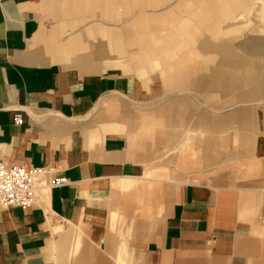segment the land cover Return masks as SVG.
I'll return each mask as SVG.
<instances>
[{
	"label": "crops",
	"instance_id": "crops-1",
	"mask_svg": "<svg viewBox=\"0 0 264 264\" xmlns=\"http://www.w3.org/2000/svg\"><path fill=\"white\" fill-rule=\"evenodd\" d=\"M164 2L0 0V159L67 179L0 211V264H264V126L256 106L217 110L208 64L227 54L220 86L242 67L264 86V26L197 31L238 36L264 0H182L169 26L145 11ZM193 90L208 108L154 102Z\"/></svg>",
	"mask_w": 264,
	"mask_h": 264
},
{
	"label": "rangeland",
	"instance_id": "rangeland-1",
	"mask_svg": "<svg viewBox=\"0 0 264 264\" xmlns=\"http://www.w3.org/2000/svg\"><path fill=\"white\" fill-rule=\"evenodd\" d=\"M179 1H182V0H165L164 4L162 5H159V6H148V7H145V11L148 12V13H152V14H163V18L164 16H167V14H169V11H171L172 7L175 6V4ZM201 7V6H199ZM203 11L202 10H199L198 13H202ZM214 13V10L212 11H208L207 13ZM238 12H240V10H235L233 11V14H237ZM188 12L185 11V10H180L179 12H175L173 15H177V18L178 20L180 21L181 19V22L183 20V18L186 16ZM166 14V15H165ZM261 15H264V12H261ZM168 17V16H167ZM97 19H99V13H98V16L96 17ZM169 18V17H168ZM166 19L164 18V22L166 20V25H170L173 23V19ZM94 20V18H90L88 20V24H90V22H92ZM198 22V23H197ZM202 21H199L197 20L196 23L199 24L201 23ZM231 22L233 21H229V22H225V23H221V24H218L217 22L214 23L213 21H211L210 19L207 20V25L206 27H203V28H197V31L199 32H207L209 31L211 33V31H221L220 33H214V35L211 37L212 38H217L219 36H223L224 38L226 39H230L231 37H235L236 38H241V39H248L249 41L256 39V36L259 35V33L256 31L255 33V28L253 29V31L251 32L253 26H259V24L263 25L264 26V20H261V23L259 21H256V20H251L250 22V25L248 27H245V28H241V31L243 33L239 34L238 36H236L235 33L233 32H230L231 28H230V25H231ZM105 23H108L110 25H112L114 28L116 27H120V23H122L121 21H116V20H111V21H108V20H105ZM216 24V26H215ZM233 24V23H232ZM166 27L167 29V33L170 32V29L169 27ZM244 32H247V33H244ZM210 35V34H209ZM185 36V35H184ZM198 34L196 35V38H198ZM260 37V36H259ZM258 37V38H259ZM261 38V37H260ZM259 38V39H260ZM185 40V39H184ZM260 40H263L264 41V35H262V38ZM258 40V41H260ZM261 44V41L259 42ZM135 45V44H133ZM132 44H129V46H133ZM262 49V47H261ZM129 53H132V52H129ZM128 55H131V56H140L138 55V53L132 55V54H129ZM260 52H258L259 54ZM241 55H245L246 57H251L250 53H248L249 55H247V53H240ZM238 55V54H237ZM224 56V63H218V62H222V60H217V62H215L214 64H211L210 62L208 63L210 66V68L213 70H215V77H216V87H215V92H213L212 94L215 95V102H216V106L217 107H220L222 106L221 108H225V109H217V110H224V112L226 113L227 111H231L233 108H235L237 105L236 104H248L246 107H250V106H256L257 108V113H258V119H259V125L261 127V130L263 129V121H264V86H256L255 83H250L248 82L247 80H243L242 79V74H247L246 72H249L250 68H246V67H242V68H237L236 70H234V74L231 75V77H233V79L235 80H239V83L236 85V86H220V84L218 83V80H221L220 78H229V73H228V59L226 58L227 54H223ZM239 58V61H243V57H240L238 56ZM246 59H250V58H246ZM131 63L136 65L137 64V61L136 60H133V59H130ZM250 61V60H249ZM202 64V63H201ZM201 64H199V66H202ZM264 69V68H263ZM262 69V71L264 72V70ZM146 73H148L149 75H152L150 73V70H147ZM264 75V74H263ZM240 76V77H238ZM150 77V76H148ZM154 83V82H152ZM159 83V82H158ZM256 87L258 89H261L260 92H256ZM260 94L261 95V101H259V103L257 104H254L253 102H251L252 100H254V97H255V94ZM189 96L191 97V99L194 100V102H196L197 104L203 106L204 108H206L209 104H211V101H208V99L202 95V93H199L197 91H174V92H168V93H164L162 96H158L156 97V101L154 102H159V101H163V100H170V99H173V98H176V97H182V96ZM208 108V107H207ZM208 111H210V109H208ZM160 142V141H159Z\"/></svg>",
	"mask_w": 264,
	"mask_h": 264
},
{
	"label": "built area",
	"instance_id": "built-area-1",
	"mask_svg": "<svg viewBox=\"0 0 264 264\" xmlns=\"http://www.w3.org/2000/svg\"><path fill=\"white\" fill-rule=\"evenodd\" d=\"M15 123L21 125L23 118L16 114ZM49 169L9 164L0 159V211L12 206L23 209L39 205L43 191L66 184L65 177L46 180Z\"/></svg>",
	"mask_w": 264,
	"mask_h": 264
},
{
	"label": "bare ground",
	"instance_id": "bare-ground-1",
	"mask_svg": "<svg viewBox=\"0 0 264 264\" xmlns=\"http://www.w3.org/2000/svg\"><path fill=\"white\" fill-rule=\"evenodd\" d=\"M243 17V16H242Z\"/></svg>",
	"mask_w": 264,
	"mask_h": 264
}]
</instances>
